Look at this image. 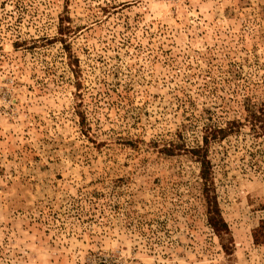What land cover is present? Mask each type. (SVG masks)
I'll list each match as a JSON object with an SVG mask.
<instances>
[{"label":"rangeland","instance_id":"obj_1","mask_svg":"<svg viewBox=\"0 0 264 264\" xmlns=\"http://www.w3.org/2000/svg\"><path fill=\"white\" fill-rule=\"evenodd\" d=\"M263 97L264 0H0V264H264Z\"/></svg>","mask_w":264,"mask_h":264},{"label":"trees","instance_id":"obj_2","mask_svg":"<svg viewBox=\"0 0 264 264\" xmlns=\"http://www.w3.org/2000/svg\"><path fill=\"white\" fill-rule=\"evenodd\" d=\"M257 107L255 110H249L248 118L251 127L258 132L264 134V97L261 101L256 103ZM239 121L230 120L226 121L224 125H213L206 127L205 133L202 137V145H198L190 150V152L196 157V160L200 164V178H201V191L206 203V220L210 225L211 229L216 235L223 237V234L228 233V227L224 219L222 218L217 201L214 195H210L209 183L211 164L210 160L206 156V146L209 143V139H221L234 132ZM173 146L166 147V150L172 151Z\"/></svg>","mask_w":264,"mask_h":264}]
</instances>
